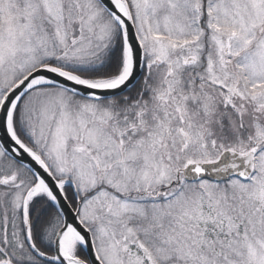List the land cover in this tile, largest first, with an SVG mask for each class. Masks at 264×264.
Listing matches in <instances>:
<instances>
[{
  "label": "snow or ice",
  "instance_id": "obj_1",
  "mask_svg": "<svg viewBox=\"0 0 264 264\" xmlns=\"http://www.w3.org/2000/svg\"><path fill=\"white\" fill-rule=\"evenodd\" d=\"M0 264H264V0H0Z\"/></svg>",
  "mask_w": 264,
  "mask_h": 264
}]
</instances>
